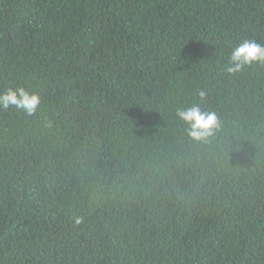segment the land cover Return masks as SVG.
Masks as SVG:
<instances>
[{
	"label": "trees",
	"instance_id": "trees-1",
	"mask_svg": "<svg viewBox=\"0 0 264 264\" xmlns=\"http://www.w3.org/2000/svg\"><path fill=\"white\" fill-rule=\"evenodd\" d=\"M245 39L264 0H0V93L41 100L0 107V264H264V63L227 71Z\"/></svg>",
	"mask_w": 264,
	"mask_h": 264
},
{
	"label": "clouds",
	"instance_id": "clouds-1",
	"mask_svg": "<svg viewBox=\"0 0 264 264\" xmlns=\"http://www.w3.org/2000/svg\"><path fill=\"white\" fill-rule=\"evenodd\" d=\"M253 63H264V45L258 44L255 40L245 39L232 49L230 66L227 71L229 73L239 72ZM40 103L38 95L29 93L24 88H9L6 92L0 93V107L4 109L12 105L31 115L37 110ZM177 116L189 124V135L195 140L211 136L213 129L218 127L217 117L214 113H202L197 107L180 110L177 112Z\"/></svg>",
	"mask_w": 264,
	"mask_h": 264
}]
</instances>
